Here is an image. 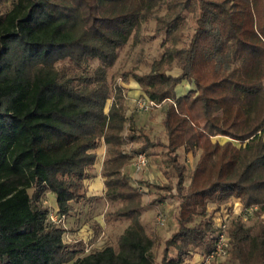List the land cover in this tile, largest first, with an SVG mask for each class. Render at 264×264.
Masks as SVG:
<instances>
[{"label": "trees", "instance_id": "16d2710c", "mask_svg": "<svg viewBox=\"0 0 264 264\" xmlns=\"http://www.w3.org/2000/svg\"><path fill=\"white\" fill-rule=\"evenodd\" d=\"M5 2L0 0V264H68L83 253L65 242L66 230L50 222L41 199L54 195L60 217L70 215L72 203L87 200L85 181L102 142L103 199L118 204L110 215L129 226L118 252L109 246L74 264H156L158 238L141 224L144 194L122 169L162 144L127 116V89L109 85L105 71L152 20L155 35L164 33L170 44L148 73L139 75L135 67L122 80H135L155 106L169 102L163 147L178 181L175 188L153 187L175 190L179 209L161 264L206 255L218 231L213 215L232 200L243 210L257 207L258 222L245 227L239 217L230 223L229 255L236 264H264V0H14L4 11ZM185 14L195 27L180 48ZM93 62L100 67L91 68ZM175 68L177 76L170 73ZM185 81L195 89L177 96ZM126 130L141 151L124 149ZM180 150L200 152L187 188ZM209 203L215 207L210 212Z\"/></svg>", "mask_w": 264, "mask_h": 264}, {"label": "rangeland", "instance_id": "374dc122", "mask_svg": "<svg viewBox=\"0 0 264 264\" xmlns=\"http://www.w3.org/2000/svg\"><path fill=\"white\" fill-rule=\"evenodd\" d=\"M14 0H6L4 4V11H7L11 8V4ZM164 13V12H163ZM162 13V14H163ZM186 27L184 30L183 38L176 44L177 47H183L186 45L194 32L195 25L193 24L192 16L190 14H185ZM155 20L150 21L147 24H143L141 31L139 33V40L135 43L133 36H131L126 45L118 51V57L113 67L105 70L106 78L109 85L114 83L122 84L126 89V99L125 104L127 107V116H133L134 123L138 129L145 132L152 141L159 142L161 146L152 148L146 152L149 162H157L156 171L161 173L160 178L164 181L165 184H169L172 187H175L177 184V177L174 173V170L169 167L166 161L165 152L167 150L163 145L166 143V133L164 130V115L167 109L169 102H165L159 107L153 106L148 108V110H141L139 108V103L148 102L145 100L143 95H141V90L136 89V81L130 79L128 83H125L122 80L124 73L130 72L133 68L137 67V74L144 75L148 73L151 69V65L154 61L159 60L162 57L164 49L170 44V41L166 40L165 34L155 35ZM100 67L98 62H93L91 68L95 69ZM172 75H179L180 70L175 68L170 72ZM191 89H195L193 85L188 84L186 81L182 86L178 87V95L187 93ZM139 92V93H137ZM111 100L107 104V108L110 106ZM129 126V123H127ZM126 130L124 132V149L127 152H133L130 150H135V152L141 151V142L130 143L127 139ZM223 142V139H218ZM102 143L101 149L96 151V162L95 170H100L101 166L104 167V160L106 158L107 146H103ZM200 152L197 155H187L183 150L178 152L179 161L182 164H185L186 170V180L185 188L188 187L190 183V176L195 168V165L198 161ZM136 157V156H135ZM134 157V160H135ZM103 162V164L101 163ZM134 165V161L132 163ZM135 169V167L133 166ZM148 168V166H147ZM146 168V169H147ZM144 170L138 172L135 169V175L132 177V180L136 186L142 187L146 190L149 183L159 184L163 183L158 179L150 181L145 174L149 170ZM99 172V171H98ZM90 176H94L93 171L90 172ZM131 179V177L129 178ZM89 186L88 194L94 197H88L87 200L80 201L78 203H72L73 211L70 212V215L59 225L66 230L64 235V240L70 245L77 246L78 249H83V253L76 257L68 264H74L78 259L83 258L93 252L102 251L106 247H113L117 252L119 251V239L125 234L128 229L129 222L126 220L114 219L111 217V213L114 212L118 204L112 203L104 200H97L95 197H101L102 185L92 186L93 182L87 183ZM144 184V185H143ZM147 185V186H146ZM96 188L94 191L90 190V187ZM151 194L145 195L144 198V211L141 215V224L143 225L147 234H152L158 238L157 245L153 250V254L156 257V264H161L163 259V253L165 249V242L170 236L177 231V214L179 207V198L176 194V191L171 194L167 191H158L156 189L150 188ZM30 193H32L30 191ZM168 193V194H167ZM160 194H165L168 198L160 203L155 205L153 202ZM54 195L47 194L42 200L43 206L49 208L50 213L56 215V206L55 200L53 199ZM214 204L209 203L208 212L214 209ZM241 205L238 200H232L228 205L222 207V210L213 215L212 221L214 226L218 227L220 223L225 219H230L229 221H237L239 214L241 213ZM162 216L165 219V224L161 226L158 222V218ZM264 224V215L262 216ZM200 221L199 218L195 219L194 224H198ZM50 222L53 223V221ZM230 222V223H231ZM256 222H258L257 215H253L245 221V227H251ZM230 227V226H229ZM232 250V249H231ZM170 255L176 257L177 253L175 250H170ZM198 253H200L198 251ZM231 254V252H230ZM194 257V254L190 256ZM195 258V257H194ZM198 258V257H197ZM235 260L231 255H228L226 258L219 259L210 264H236Z\"/></svg>", "mask_w": 264, "mask_h": 264}, {"label": "built area", "instance_id": "2783aa9c", "mask_svg": "<svg viewBox=\"0 0 264 264\" xmlns=\"http://www.w3.org/2000/svg\"><path fill=\"white\" fill-rule=\"evenodd\" d=\"M148 101V100H147ZM155 106L154 103L148 101L144 103H139V108L141 110H148V108ZM148 165V158L146 153L141 152L138 153L137 156L135 157L134 160V167L138 172H142L147 168ZM140 191H144V188L139 187ZM258 210L257 207L248 209V210H243L241 209V213L239 214V217H243V220L246 221L248 218L251 219V217L255 214V212ZM238 217V218H239ZM49 219L53 221V223L60 224L64 221L65 217H60L57 214L54 215V213H50ZM230 219H224L220 225L218 226V231L216 234V239L214 242V245L212 249L204 256H202L199 260L198 259H190L186 263L187 264H210L214 261H217L219 259L226 258L230 251H231V243H230V237L228 235V229ZM158 222L161 226L165 224V219L164 217L160 216L158 218Z\"/></svg>", "mask_w": 264, "mask_h": 264}, {"label": "crops", "instance_id": "0c3cea01", "mask_svg": "<svg viewBox=\"0 0 264 264\" xmlns=\"http://www.w3.org/2000/svg\"><path fill=\"white\" fill-rule=\"evenodd\" d=\"M137 86V88L136 89H140V86L137 84V82L135 83ZM182 86V85H181ZM141 90V89H140ZM178 91V90H177ZM137 93H139V92H137ZM178 93V92H177ZM141 95H143L142 94V92L140 93ZM183 95V94H182ZM177 96H179V95H177ZM126 105V104H125ZM157 107H159V106H157ZM168 107V106H167ZM165 111V110H164ZM127 112H128V110H127ZM166 112V111H165ZM164 117H165V115H164ZM165 130V129H164ZM167 138V137H166ZM165 138V139H166ZM215 139H223V142H221V140H219L221 143H224L225 141H226V138H221V137H217V138H215ZM103 143V142H102ZM102 143H101V145H102ZM104 144V143H103ZM165 144H167V139H166V143ZM101 145H100V147L98 148V150H100L102 147H101ZM103 146H106L105 144L103 145ZM155 148V147H154ZM150 149H152V148H150ZM97 151V150H96ZM96 153V152H95ZM106 153H107V151H106ZM96 158H97V155H96ZM106 159V158H105ZM133 161H134V158L131 160V162H130V164L129 165H127L124 169H122V174H123V176H124V178L132 185V186H135V187H137L136 186V184L134 183V181L132 180V177L136 174L135 173V169L133 168ZM104 162H105V160H104ZM102 164H103V162H101ZM155 163H157V162H149L148 161V168H151V172L150 171H147L145 174L147 175V178L150 180V181H153L154 179H158L159 181H161V182H163V183H159V184H151V183H149V185H148V188H146V190L144 189V191H141L144 195H142L143 196V206H144V198H145V195H149V194H151L152 192H151V190H150V188H153V189H156V188H154L153 186H161V185H164L165 183H164V181L160 178V175H162L161 173H157V171H156V167H157V165L155 164ZM180 163H182V162H180ZM95 168V164H94V166H93V168L91 169V171L90 172H92L93 171V173H94V176H90V178L89 179H87L86 181H85V185H86V187H88L89 185L87 184V183H91V182H93V184H92V186H94V187H96V186H99V185H102V189H100V191L102 192L101 193V197H98V199L97 200H104V201H106L105 199H103V196H104V194H105V192H106V186H105V178L102 176V170H103V167L101 166V168H100V170H95L94 169ZM146 169V170H149V169ZM131 177V179H129ZM190 180V179H189ZM144 185V184H143ZM90 187V190H92V191H94L96 188H93V187ZM147 186V185H146ZM175 188V187H174ZM156 190H158V191H161L160 189H156ZM140 191V190H139ZM163 191H166V190H163ZM174 192H175V190H173ZM168 194V193H167ZM161 195H165V194H160L159 196H158V198L161 196ZM87 196L88 197H94V196H91L90 194H88V189H87ZM95 198H97V197H95ZM158 198H156L155 200H154V202L158 199ZM54 200H55V197L53 198ZM153 202V203H154ZM164 202V201H163ZM162 203V202H161ZM160 204V203H159ZM156 205V204H155ZM55 206H56V200H55ZM145 207V206H144ZM66 218H67V216H66ZM119 220H123V219H119ZM127 221V220H126ZM177 222V221H176ZM178 226V225H177Z\"/></svg>", "mask_w": 264, "mask_h": 264}]
</instances>
